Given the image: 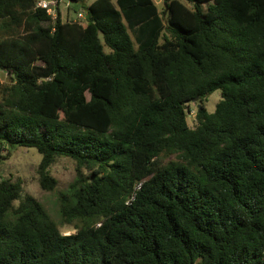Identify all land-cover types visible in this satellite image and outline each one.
Wrapping results in <instances>:
<instances>
[{"label": "trees", "instance_id": "1", "mask_svg": "<svg viewBox=\"0 0 264 264\" xmlns=\"http://www.w3.org/2000/svg\"><path fill=\"white\" fill-rule=\"evenodd\" d=\"M163 3L94 0L82 24L0 0V152L35 148L49 191L76 163L69 234L0 180V264H264V0Z\"/></svg>", "mask_w": 264, "mask_h": 264}, {"label": "rangeland", "instance_id": "2", "mask_svg": "<svg viewBox=\"0 0 264 264\" xmlns=\"http://www.w3.org/2000/svg\"><path fill=\"white\" fill-rule=\"evenodd\" d=\"M94 0H79L71 2L70 0H60L59 11L61 19L80 21L85 24V19H77L79 12H85L88 6ZM158 8H163V0H154ZM1 37V36H0ZM103 41L102 36H100ZM104 51L108 52V48L104 47ZM10 83V77L5 71L0 69V98L2 95V86ZM220 90H214L207 96L205 106L208 111L213 112L217 102L220 100ZM198 102H189L187 108V123L190 127L197 125L195 117ZM6 149L0 154L7 158H0V180L9 178L11 181H19L22 187V194H29L36 198L46 208L53 220L59 224L60 231L63 234L73 233L74 229L71 225L61 224L59 215V206L57 203L58 193L65 190L68 184L73 180L76 174V163L68 157H57L49 168V173L57 180L54 190H44L39 184V175L37 173L38 164L41 155L35 148L16 146L12 148L9 154ZM17 204V202H15Z\"/></svg>", "mask_w": 264, "mask_h": 264}, {"label": "built area", "instance_id": "3", "mask_svg": "<svg viewBox=\"0 0 264 264\" xmlns=\"http://www.w3.org/2000/svg\"><path fill=\"white\" fill-rule=\"evenodd\" d=\"M59 2L60 0H35V7L45 10L52 19H55L58 14ZM77 19H84V14L79 12L77 14ZM130 199H133V196Z\"/></svg>", "mask_w": 264, "mask_h": 264}, {"label": "water", "instance_id": "4", "mask_svg": "<svg viewBox=\"0 0 264 264\" xmlns=\"http://www.w3.org/2000/svg\"><path fill=\"white\" fill-rule=\"evenodd\" d=\"M71 2H74V0H71ZM197 97L196 98H194L193 100H192V102H196L197 101Z\"/></svg>", "mask_w": 264, "mask_h": 264}]
</instances>
